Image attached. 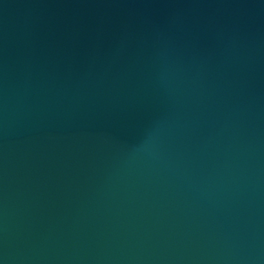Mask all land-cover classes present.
I'll return each mask as SVG.
<instances>
[{
	"label": "water",
	"instance_id": "water-1",
	"mask_svg": "<svg viewBox=\"0 0 264 264\" xmlns=\"http://www.w3.org/2000/svg\"><path fill=\"white\" fill-rule=\"evenodd\" d=\"M0 264H264V0H0Z\"/></svg>",
	"mask_w": 264,
	"mask_h": 264
}]
</instances>
